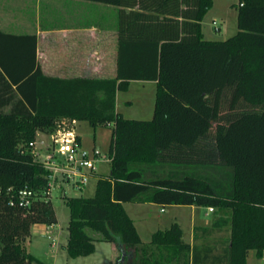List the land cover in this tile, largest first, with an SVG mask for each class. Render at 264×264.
Instances as JSON below:
<instances>
[{
  "label": "trees",
  "instance_id": "1",
  "mask_svg": "<svg viewBox=\"0 0 264 264\" xmlns=\"http://www.w3.org/2000/svg\"><path fill=\"white\" fill-rule=\"evenodd\" d=\"M117 6L112 78L43 75L35 35L0 30V264L39 260L25 248L31 227L57 221L46 197L48 171L30 152L36 131L61 120L112 124L108 173H95L92 196H63L70 257L95 249L91 229L112 242L111 264H248L264 251V0H238L237 31L205 39L201 20L212 0H91ZM130 80H155L150 119L116 110ZM79 141V137L77 135ZM223 165L230 180L198 166ZM169 167L165 171L166 167ZM174 167V168H173ZM32 192L28 203L18 191ZM215 208L192 244L172 222L143 242L123 202ZM222 235L219 236V233Z\"/></svg>",
  "mask_w": 264,
  "mask_h": 264
},
{
  "label": "rangeland",
  "instance_id": "2",
  "mask_svg": "<svg viewBox=\"0 0 264 264\" xmlns=\"http://www.w3.org/2000/svg\"><path fill=\"white\" fill-rule=\"evenodd\" d=\"M80 1L79 12L81 13L80 21L85 22L90 20L97 23H105L116 17V6L102 2L91 0H77ZM238 0H212V6L206 11L202 18V26L204 29V38L213 40H222L232 36L237 31V12ZM59 7H55L58 9ZM105 8L109 10L107 15H101L100 9ZM84 14V16H83ZM30 17V15H27ZM212 20L216 21L214 28ZM60 22L57 18L54 21ZM155 97V85L152 82H138L131 81L125 90H118L115 97L116 110L122 113L124 117L150 119L153 113ZM57 126L67 127L70 122L57 121ZM72 130L80 136V146L86 149L96 147L102 153V158L97 165L98 171L107 173L109 170L108 148L112 135V124L97 125L92 127L87 120H73L71 123ZM70 126V127H71ZM51 132H54L51 131ZM41 156L44 151L39 150ZM174 168V167H173ZM169 167L165 168L167 171ZM197 169L204 174L213 176L218 180H230V169L223 165L213 166H198ZM62 188L58 184L51 192V202L57 221L51 230L52 232H31L28 240L25 243V248L28 252L33 254L39 261L32 264H111L118 260L119 251L112 242L102 240L100 234L91 229L87 232L95 239V249L92 253L78 257H70L67 255L65 249L61 246L67 235V224L69 220V208L64 202L63 196H92L94 192L95 179L88 177L82 187H75L70 182H63ZM141 205V206H140ZM126 211L135 221L136 227L139 231L141 240L148 242L151 238L153 230L160 228L165 229L175 220L181 222L183 227L184 239L187 238V229L190 220L189 208L186 206L173 207L169 205L151 206L138 204L137 208L126 204ZM162 207L163 210L159 211ZM208 209V215L205 214L206 206H197L195 213V224L203 225L204 220L209 221L214 217L213 211ZM155 222V223H154ZM42 226V225H41ZM44 228L46 225H43ZM50 229V228H49ZM222 232L219 233V236ZM61 243H60V242ZM253 250L249 251L247 257L248 264H255L256 262H264L253 258ZM132 262V261H131ZM130 262V263H131ZM259 264V263H257Z\"/></svg>",
  "mask_w": 264,
  "mask_h": 264
},
{
  "label": "crops",
  "instance_id": "3",
  "mask_svg": "<svg viewBox=\"0 0 264 264\" xmlns=\"http://www.w3.org/2000/svg\"><path fill=\"white\" fill-rule=\"evenodd\" d=\"M79 2L80 1L77 0H0V30H2L3 32L14 34L35 35V57L43 75L62 79L78 77L112 78L116 75L117 67L116 58L118 47V8L116 6V17H113L111 20L105 23L100 24L95 22V20L91 22L90 20H88L81 23V13L79 12L81 3ZM57 6L59 8L55 9V7ZM99 11V14L103 15V17L104 15H107L109 13V10L105 8H101ZM27 15H30V17ZM56 18L60 22H55V25L54 21L56 20ZM213 21L215 20H212V22ZM216 29H219V27ZM201 31L202 36L204 38L202 20ZM131 81L136 80H130L129 83ZM137 81L152 82L155 85V80ZM15 94L17 95V97H19L17 93ZM16 95L8 102H4L2 103V105L0 104V111H10L12 105L17 100ZM51 133L52 132H45L42 130L36 131L35 142L37 150L45 151L47 150V148H49L51 144ZM78 137L80 142V136L78 135ZM98 164L100 163L96 164V169L94 170V172L89 173V175L87 176L88 179H95V182V173H105L102 171H98ZM62 187V183H60L59 188ZM122 204L125 211L126 204H131V206L135 208H137L138 204H142L144 206H160L159 204L152 202L129 201L123 202ZM169 206L178 208L186 206L187 208H189L190 220L188 229L186 231V239H184L183 227L181 225V222L175 220V216L173 218V222H177L179 224L183 241L192 244L193 228L194 226H196L194 217L197 206L192 204H169ZM208 209L209 207L206 206V215H208ZM162 210L163 208L160 207L159 211ZM127 214L129 215L128 212ZM212 218L213 217H211L209 221L205 219L203 225H209L211 223ZM131 219L139 234L135 221L132 217ZM43 225L46 224H34L31 227V232L37 231L39 233H51V230L55 226V224L46 225L44 228ZM158 229L160 228L153 230V232ZM253 258L258 259L259 261L263 260L264 251L260 257H257L254 252ZM129 261H132L131 263L133 264L134 256L133 258L131 257ZM257 263L264 264V262H256L255 264Z\"/></svg>",
  "mask_w": 264,
  "mask_h": 264
},
{
  "label": "built area",
  "instance_id": "4",
  "mask_svg": "<svg viewBox=\"0 0 264 264\" xmlns=\"http://www.w3.org/2000/svg\"><path fill=\"white\" fill-rule=\"evenodd\" d=\"M216 28L215 21L212 22ZM73 120H61L60 122ZM57 126L51 133V144L44 151L43 156L37 150L35 138L29 143L30 152L39 159L44 168L48 171V183L45 190L46 197L51 199V192L58 184L70 182L75 187H82L89 173L94 172L96 164L102 158V153L96 147L86 149L80 146L77 134L72 126ZM108 155V154H107ZM109 161L110 157L108 155ZM32 192L27 189L18 191V197L24 203H28ZM212 210V207H209ZM52 225V224H51Z\"/></svg>",
  "mask_w": 264,
  "mask_h": 264
}]
</instances>
